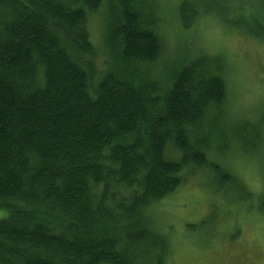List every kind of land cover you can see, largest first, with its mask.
<instances>
[{"label": "trees", "instance_id": "obj_1", "mask_svg": "<svg viewBox=\"0 0 264 264\" xmlns=\"http://www.w3.org/2000/svg\"><path fill=\"white\" fill-rule=\"evenodd\" d=\"M217 1L213 10L183 0V27L207 8L264 39V22L231 19L229 1ZM151 4L0 0V264H166L169 244L149 209L183 171L206 167L220 191L240 187L210 159L216 124H204L224 110L225 61L188 44L161 62ZM101 8L103 64L88 27ZM260 121L238 124L247 152L264 149ZM256 207L264 214V197Z\"/></svg>", "mask_w": 264, "mask_h": 264}, {"label": "rangeland", "instance_id": "obj_2", "mask_svg": "<svg viewBox=\"0 0 264 264\" xmlns=\"http://www.w3.org/2000/svg\"><path fill=\"white\" fill-rule=\"evenodd\" d=\"M151 1L164 40L161 62H172L188 44L192 54L221 55L225 61L227 101L221 117L210 111L204 124H216L213 140L208 138L214 148L210 159L237 177L240 186L220 191L209 168L183 171L181 186L149 209L156 230L166 236L169 244L166 264H264V214L256 207L264 197V149L247 152L241 143L242 129H238V124L262 122L264 116V39L221 21L207 8H202L192 25L184 28L178 11L183 0ZM196 1L203 7L210 3L213 10L219 7L217 0ZM224 1H229L234 10L231 19L244 16L250 25L256 20L264 22V0ZM103 12L101 8L92 14L88 24L99 64L108 60ZM251 12L253 16H249ZM230 131L238 132L237 139ZM222 140L228 148L219 153L215 147H222ZM243 188L251 199L244 198Z\"/></svg>", "mask_w": 264, "mask_h": 264}]
</instances>
